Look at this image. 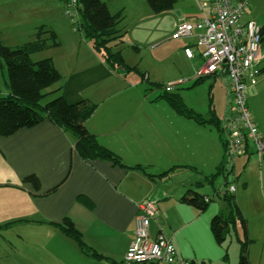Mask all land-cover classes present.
<instances>
[{
	"label": "crops",
	"instance_id": "1",
	"mask_svg": "<svg viewBox=\"0 0 264 264\" xmlns=\"http://www.w3.org/2000/svg\"><path fill=\"white\" fill-rule=\"evenodd\" d=\"M101 1L108 8V1ZM202 2L190 0L187 9L174 15L172 32L154 44H169L195 69L201 63L199 50L185 41H197V37L179 40L171 37L177 24H196L209 14V4L206 0ZM120 13L123 11L113 14ZM57 21L58 26L49 30L63 40L49 47L43 55L53 59L62 76L60 84L54 88L61 86L58 94L69 104L89 101L96 105L86 126L126 167L110 161L85 160L75 149L74 137L47 120L11 136H0V264H124L136 235L137 204L145 199H152L158 205V213L150 221L151 240L164 235L174 243L180 257L191 264H230L228 239L232 240L235 235L241 244L242 224L229 225V234L218 242L212 221L229 216L222 190L234 185L236 191L228 195L233 197L247 222L245 200L253 189L246 179L241 192L239 179L251 164L252 168H260L254 189L258 190L264 212V155H257L259 165L251 163V156L256 154L251 148L246 157L236 162L231 174L221 173L211 181L210 177L219 173L224 162L220 130L184 117L166 100H157L160 95L154 100L144 91V79L133 72H115L82 33L80 36L72 31L62 14ZM124 45L125 38L114 50L122 53ZM186 47L193 48V59L186 57ZM262 52L264 55V41ZM261 70L257 85L249 91V106L264 139V65ZM187 77L180 71L170 80L186 79L185 84L189 86L191 80ZM220 80L225 84L219 97L221 104L211 103L219 120L224 115L227 95L226 80ZM6 91L5 94L8 88ZM211 109L207 114H198L209 119ZM137 166L144 167L146 172ZM167 171L169 175L162 179L149 176L157 177ZM29 175L38 177V188L26 181ZM221 176L225 188L215 189L214 196L220 195L223 201H216L209 194H199L195 185L215 186ZM195 198L197 203L204 198L210 201L202 203L200 209L191 203ZM66 221H71L78 229L90 253L99 257L83 252L78 243L64 233L61 226ZM260 222L261 261H264V216ZM242 227L251 243L253 239L257 241L254 226L247 222ZM249 249V262L255 264Z\"/></svg>",
	"mask_w": 264,
	"mask_h": 264
},
{
	"label": "trees",
	"instance_id": "2",
	"mask_svg": "<svg viewBox=\"0 0 264 264\" xmlns=\"http://www.w3.org/2000/svg\"><path fill=\"white\" fill-rule=\"evenodd\" d=\"M63 1L66 2V0ZM147 1L156 13L173 7V0ZM77 2L82 17L79 30L91 42L93 49L115 72L119 73L122 70L126 73H139L137 67H132L125 62L120 51L114 50L116 44L123 43L125 38V33L119 26V16L112 15L101 0H77ZM38 30L34 38L23 45L7 47L0 44V68L8 80V95L2 96L0 94V136H11L24 128H32L47 120L68 131L74 137L75 149L85 160L110 161L115 165L126 167L121 159L103 146L86 126V122L95 111L96 105L89 101L69 104L61 93L58 94L62 90L61 86L57 89L54 88L55 85L60 84L62 76L53 59L45 58L32 62L30 58L32 54L59 44L52 31L44 29L43 26L39 27ZM141 76L142 79L151 84L152 89L164 88V85L146 79V74L141 73ZM203 81H196L195 86ZM50 97L53 98L47 103L43 102ZM159 99L166 100L174 110L184 117L193 119L200 124H211L220 129V120L215 116L213 109H211L210 118L206 119L189 108L179 94L165 92L157 98V100ZM136 168L146 172L142 166ZM170 171L157 177L155 175L149 176L154 179H162L167 177ZM221 173H223L222 165L219 168V173L210 177V180L212 181ZM26 181L35 184L37 188L40 186L36 175L27 176ZM196 198L191 203L202 209V203L206 204L205 198L201 200L202 202L198 200V203ZM224 198L230 210L229 216L226 219L221 216L216 217L212 221V231L218 242L224 241L229 234V225L237 222L243 226L245 224V218L233 197L227 194L224 195ZM61 228L68 237L78 243L83 252L93 257L100 256L90 253V248L83 241L81 233L71 221H66ZM249 244V241H241L239 264H250L248 258ZM226 260H228L227 255Z\"/></svg>",
	"mask_w": 264,
	"mask_h": 264
},
{
	"label": "rangeland",
	"instance_id": "3",
	"mask_svg": "<svg viewBox=\"0 0 264 264\" xmlns=\"http://www.w3.org/2000/svg\"><path fill=\"white\" fill-rule=\"evenodd\" d=\"M107 1L109 11L112 12V15L121 10L123 11V13L118 14L120 19L119 26L125 33V45L121 47V49H123L121 54L128 65L138 68L139 73L133 72L134 75L141 79V73H144L146 74V78H149L150 82L166 85L173 82V80H170L171 76L182 71L185 75L189 76L187 80H191L188 84L189 86L186 84L180 86L176 88L174 92H171V94L181 95L183 102L189 108L201 114L208 113L209 108H212L211 103L217 105L221 104L219 97L224 89L225 84L223 81L220 79L215 81L213 78H208L195 86V68L185 56L183 57L182 54L177 52L175 53L169 47V44L163 43L165 44L163 46H154L157 39L166 37V35L172 32L171 28L174 15L183 9H187L190 0H173V7L171 9L159 13H156L151 8L147 0ZM200 1L202 2V0ZM61 14L67 19L72 31H75L76 34L81 36V31H76L75 25L70 17H67L65 1L63 0H0V44L7 47L23 45L34 38V35L39 31V27L41 28L44 26V29L49 30L52 26H58L57 17H60ZM246 14L244 21L253 20L264 28V0H248ZM150 15L155 16H153V18L149 17ZM54 34L58 42L63 40L60 36L58 37L55 32ZM127 36H129V41H127ZM185 42L190 46H194L197 43L196 39H188ZM196 48L197 47L194 46L195 50ZM47 49L44 51H48ZM44 51L32 54L30 56L32 62L45 59L43 55L46 52ZM263 65L264 63L261 64V66ZM120 72L126 74L125 71L121 70ZM3 74L0 68V92H3L1 94L2 96H7L8 93L5 94L8 88L6 84L7 76ZM193 81L195 82L193 83ZM190 84L192 86H190ZM143 88L146 94L152 96L154 100L157 96L165 93L164 88L160 90H150L152 86L146 80L144 81ZM215 94H217L216 97ZM49 100L50 99H45L43 102L47 103ZM167 104L170 105L169 103ZM257 155V153L252 155L250 162L259 165V157ZM262 165H264V160ZM259 170L260 168H252L251 164L241 174L239 179V188L241 192H243L246 179L249 180V186L253 189L248 192L249 194L245 200V208L248 224H251L252 227L254 226L258 232L256 234L257 241L253 239L254 242L251 243V239L245 235L242 227L243 225L240 228V238L243 241L250 242L249 253L255 264L264 263V261H261L262 246L260 242V221L262 216H264V212L261 207L258 190L254 189V186L256 187L259 181ZM247 171L249 172L248 175ZM215 182V186L209 184H205L203 188L197 185L195 186L200 195L209 194L217 199L216 201H223L218 197L220 195L214 196L215 189L220 187L225 188L223 177H219ZM247 222L245 218V224H247ZM228 241L230 264H238L241 244L237 241L235 235L232 240L228 239Z\"/></svg>",
	"mask_w": 264,
	"mask_h": 264
},
{
	"label": "built area",
	"instance_id": "4",
	"mask_svg": "<svg viewBox=\"0 0 264 264\" xmlns=\"http://www.w3.org/2000/svg\"><path fill=\"white\" fill-rule=\"evenodd\" d=\"M210 6L208 15L196 23L176 25L173 40L197 37L196 47L201 59L195 69L194 79L220 78L226 80L225 111L220 119V133L224 146L223 173L231 174L236 162L248 155L253 148L261 156L264 139L249 106V91L258 83L264 60L262 45L263 28L253 20L244 21L248 0H206ZM66 15L79 30L82 17L77 0H66ZM188 59L195 53L192 47L184 49ZM186 79L164 85L166 93L184 85ZM236 187L228 185L223 194L234 193ZM206 203L209 198L204 199ZM136 235L131 242L124 264H191L180 257L174 243L159 235L150 239V221L158 213V205L152 199L137 204Z\"/></svg>",
	"mask_w": 264,
	"mask_h": 264
}]
</instances>
